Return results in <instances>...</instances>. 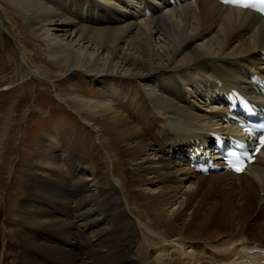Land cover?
<instances>
[{"label":"bare ground","instance_id":"1","mask_svg":"<svg viewBox=\"0 0 264 264\" xmlns=\"http://www.w3.org/2000/svg\"><path fill=\"white\" fill-rule=\"evenodd\" d=\"M11 1L25 10L28 26L48 44L50 54L82 69L100 87L98 95L93 92L94 101L75 90L74 98L67 100L85 116L104 149L128 164L129 170L113 179L111 189L126 195L133 190L150 219L168 221L167 213L174 215L187 205L185 198L180 200L182 194L193 196L194 190L183 191V184L195 175L184 166L175 170L179 161L167 155L182 152L194 139L208 142L209 131L230 129L221 124L223 109L212 96L237 87L254 95L249 75L264 68V19L217 0H189L175 8L161 5L164 0ZM146 8L153 10L151 17L144 15ZM195 99L203 103L198 105ZM46 141L29 160L28 196L16 214L21 228L20 245L14 247L16 264H151L148 246L169 248L163 243L169 237L163 233L144 236L135 250L130 248L119 236L129 215L121 204L113 206L110 189L100 186L103 178L97 174L89 183L76 154L65 144L58 146L55 136ZM150 159L159 166L149 164ZM224 174L234 181L250 175L239 183L244 199L232 225L241 226L253 212L252 219L262 218L264 153L241 175L223 172L209 177L225 178ZM158 180L176 181L171 195L166 191L152 196L142 186ZM47 181L60 182L53 205L36 200L38 193L47 191L41 185ZM254 196L260 203L249 212ZM144 225L151 227L146 220ZM254 229L263 232L264 222ZM222 235L175 236L173 240L201 249L207 240L218 241ZM38 254L42 255L37 258Z\"/></svg>","mask_w":264,"mask_h":264},{"label":"rangeland","instance_id":"2","mask_svg":"<svg viewBox=\"0 0 264 264\" xmlns=\"http://www.w3.org/2000/svg\"><path fill=\"white\" fill-rule=\"evenodd\" d=\"M26 15L25 10L11 0H0V264L17 262L14 247L20 245L18 236L21 228L17 225L16 214L28 196L31 176L29 160L39 147L47 144L46 139L53 136L59 141L58 146L65 144L80 158L89 183L99 174L103 178L100 186L110 189L113 206L121 204L128 213L129 220L119 236L130 248L135 250L145 240L144 236L163 233L169 237L163 240L169 248L148 246L151 264H244L245 255H253L247 253V247L252 243L264 247V231L254 229L263 224L264 212L262 218L252 219L253 212L242 220L241 226L232 225L244 199L239 183H245L250 175H243L235 181L227 180L225 174V178L217 175H201L203 178H200L195 173V177L188 176L183 191L194 190L193 196L187 198L183 193L180 200L185 198L187 205H182L174 215L167 213L169 219L167 221L163 217V223L154 217L149 218L148 210L133 190H129L127 196L122 190L116 192L111 189L110 183L120 177L118 174L129 170L128 164L123 162L121 156L104 149V144L93 127L88 125L85 116L67 100L74 98V90L90 98L95 97L93 92L97 94L100 87L91 83L82 69L66 65L60 57L50 54L48 44L28 26ZM161 135L166 137L165 133ZM150 160L149 164L159 166L160 163ZM161 161L164 162V157H161ZM178 164L175 170L182 167ZM150 176L151 173L147 174V177ZM55 182L41 184L47 191L38 193L40 199L36 200L42 198L48 200L46 203L44 200V204L53 205L60 185V182ZM175 185L177 183L173 180L142 183L152 196L166 191L171 195L170 187ZM259 201L255 196L252 198L249 212L259 205ZM145 220L149 221L151 227L144 225ZM248 225L254 228L249 229ZM235 228L236 232L226 233ZM51 233L58 235V232ZM215 233L223 235L217 238L218 241H215L216 238L207 240L205 249H192L188 244L182 245L173 240L175 236L200 238L206 234L214 236ZM188 242L204 243L203 240ZM39 255L42 254H38L37 258Z\"/></svg>","mask_w":264,"mask_h":264},{"label":"snow or ice","instance_id":"3","mask_svg":"<svg viewBox=\"0 0 264 264\" xmlns=\"http://www.w3.org/2000/svg\"><path fill=\"white\" fill-rule=\"evenodd\" d=\"M232 2H239V0H232ZM260 2H261V6L259 7V11H261V12H264V0H260ZM242 6L243 7H255V5L254 4H247V3H243L242 4ZM240 170H242V169H237V171H240Z\"/></svg>","mask_w":264,"mask_h":264}]
</instances>
